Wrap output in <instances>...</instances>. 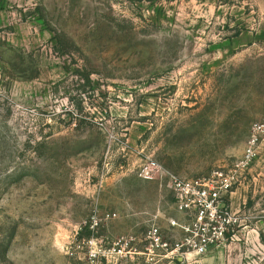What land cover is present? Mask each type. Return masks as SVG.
Listing matches in <instances>:
<instances>
[{
    "label": "rangeland",
    "instance_id": "rangeland-1",
    "mask_svg": "<svg viewBox=\"0 0 264 264\" xmlns=\"http://www.w3.org/2000/svg\"><path fill=\"white\" fill-rule=\"evenodd\" d=\"M0 58V264H264V148L204 255L176 250L167 177L229 169L264 124V0H2Z\"/></svg>",
    "mask_w": 264,
    "mask_h": 264
},
{
    "label": "built area",
    "instance_id": "built-area-1",
    "mask_svg": "<svg viewBox=\"0 0 264 264\" xmlns=\"http://www.w3.org/2000/svg\"><path fill=\"white\" fill-rule=\"evenodd\" d=\"M1 3L2 0L0 5ZM263 148L264 124L255 123L243 155L229 169L215 171L208 178L193 180H182L167 173L170 187L176 193L177 210L181 213L194 214V220L190 224L180 225L176 221L172 223L185 234V239L176 247L177 251L187 249L199 256L204 255L210 248L226 241L234 233L238 219L225 203V197L258 160ZM163 173V168L149 159L140 167L138 177L144 181H152ZM114 217L115 214L108 215V218ZM148 238L151 240V247L168 248V244L161 241L158 228L153 227Z\"/></svg>",
    "mask_w": 264,
    "mask_h": 264
}]
</instances>
